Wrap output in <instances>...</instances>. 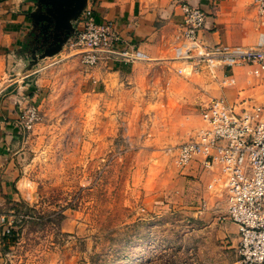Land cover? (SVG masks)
Instances as JSON below:
<instances>
[{
	"label": "rangeland",
	"instance_id": "obj_1",
	"mask_svg": "<svg viewBox=\"0 0 264 264\" xmlns=\"http://www.w3.org/2000/svg\"><path fill=\"white\" fill-rule=\"evenodd\" d=\"M3 9L0 111L18 94L17 116L35 106L38 118L25 130L18 117L0 152L10 172L0 171L10 228L3 235L0 223V264H238L225 200L205 190V177L179 173L168 152L200 126L198 105L216 96L215 79L175 76L167 105L106 98L98 83L92 91L100 68L65 51L29 68L30 53L2 41L11 31ZM25 71L33 87L17 89L12 79Z\"/></svg>",
	"mask_w": 264,
	"mask_h": 264
},
{
	"label": "built area",
	"instance_id": "obj_2",
	"mask_svg": "<svg viewBox=\"0 0 264 264\" xmlns=\"http://www.w3.org/2000/svg\"><path fill=\"white\" fill-rule=\"evenodd\" d=\"M252 4L264 24V0H252ZM182 11L173 56L161 60L165 68L182 77L203 74L225 89L234 86L235 80L223 69L241 67L246 69L249 87L264 86V31L253 45L206 43L200 35L206 14L187 4ZM120 45L114 25L96 20L93 4L87 1L62 50L66 57H78L85 68L113 60H148L138 49ZM238 97L229 101L223 95L214 96L199 104L200 126L168 152L179 173L205 177V190L225 200L227 218L237 227L238 264H264V106L248 96ZM37 118V108L28 106L18 120L28 130ZM0 223L3 232L9 233V222L0 217Z\"/></svg>",
	"mask_w": 264,
	"mask_h": 264
},
{
	"label": "crops",
	"instance_id": "obj_3",
	"mask_svg": "<svg viewBox=\"0 0 264 264\" xmlns=\"http://www.w3.org/2000/svg\"><path fill=\"white\" fill-rule=\"evenodd\" d=\"M87 1L93 4L96 20L114 25L121 37V48L128 46L138 49L148 58L147 61L132 63L113 60L99 64L96 68H100L102 80H91L92 91L94 85L98 83L101 86V94L106 98H109V95L124 94L131 96L133 100L153 101L154 105L166 102L167 105L171 80L179 76L162 66L161 60L173 56L172 46L182 28L184 4L199 8L206 14L205 26L200 32L206 43L253 45L257 41L259 32L264 31V24H261L257 18L252 0ZM0 6H5L3 10L6 12V21L11 27L10 33L6 31L3 34V43L6 46L10 43L18 54L27 55L25 51L32 52L29 36L40 22L43 6H39L37 0H0ZM70 22L75 26L76 21ZM62 54H64L63 50L52 56L51 62H59L63 57ZM40 60L38 55L36 59L32 56L28 61V67L32 68ZM245 70L241 67L223 69L226 75L234 78L235 85L220 89L215 83L216 96L223 95L227 100L234 101L240 94L264 106V86L249 87L246 83L248 77ZM12 80H15L17 89L33 87L29 71L21 73ZM23 93L32 94L31 91L26 90ZM1 103L3 106L0 111V152L4 155L12 138V129L17 126L19 117L17 103L24 105V102L17 94L13 100L11 95H8ZM1 160L2 155H0ZM7 163L11 164L8 161ZM0 171H4L5 175L10 173L7 168H1Z\"/></svg>",
	"mask_w": 264,
	"mask_h": 264
},
{
	"label": "water",
	"instance_id": "obj_4",
	"mask_svg": "<svg viewBox=\"0 0 264 264\" xmlns=\"http://www.w3.org/2000/svg\"><path fill=\"white\" fill-rule=\"evenodd\" d=\"M43 6L40 22L50 28V43L38 59L52 57L62 51V46L73 34L75 22L86 6V0H37Z\"/></svg>",
	"mask_w": 264,
	"mask_h": 264
},
{
	"label": "flooded vegetation",
	"instance_id": "obj_5",
	"mask_svg": "<svg viewBox=\"0 0 264 264\" xmlns=\"http://www.w3.org/2000/svg\"><path fill=\"white\" fill-rule=\"evenodd\" d=\"M50 28L46 27L44 23L39 22L36 30L29 36V41L31 43V59L32 56L39 55L42 53L44 47L50 43Z\"/></svg>",
	"mask_w": 264,
	"mask_h": 264
},
{
	"label": "trees",
	"instance_id": "obj_6",
	"mask_svg": "<svg viewBox=\"0 0 264 264\" xmlns=\"http://www.w3.org/2000/svg\"><path fill=\"white\" fill-rule=\"evenodd\" d=\"M3 233V235H4V232H2Z\"/></svg>",
	"mask_w": 264,
	"mask_h": 264
}]
</instances>
